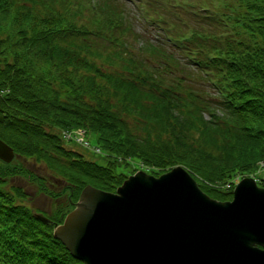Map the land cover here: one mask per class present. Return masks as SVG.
I'll return each mask as SVG.
<instances>
[{
	"label": "trees",
	"instance_id": "trees-1",
	"mask_svg": "<svg viewBox=\"0 0 264 264\" xmlns=\"http://www.w3.org/2000/svg\"><path fill=\"white\" fill-rule=\"evenodd\" d=\"M137 10L159 40L134 31L122 0H0V139L15 157L0 161V264H83L52 230L86 185L114 192L139 169L176 165L217 200L231 199L235 178L261 185L264 0ZM77 131L86 144L64 137ZM87 132L104 165L65 146H88ZM38 165L47 173L28 167ZM20 177L53 202L49 223Z\"/></svg>",
	"mask_w": 264,
	"mask_h": 264
},
{
	"label": "water",
	"instance_id": "water-1",
	"mask_svg": "<svg viewBox=\"0 0 264 264\" xmlns=\"http://www.w3.org/2000/svg\"><path fill=\"white\" fill-rule=\"evenodd\" d=\"M13 158L0 139V161ZM261 182L242 177L217 200L181 165L158 176L139 169L114 192L86 185L52 233L83 264H264Z\"/></svg>",
	"mask_w": 264,
	"mask_h": 264
},
{
	"label": "rangeland",
	"instance_id": "rangeland-1",
	"mask_svg": "<svg viewBox=\"0 0 264 264\" xmlns=\"http://www.w3.org/2000/svg\"><path fill=\"white\" fill-rule=\"evenodd\" d=\"M122 1L125 2V5L127 6V10L130 12V15L132 16V19L134 22L133 23L134 31L140 32L141 34H143L142 35L143 37L145 35V37L147 39H149V41L154 42V41L159 40L162 33H160L158 28L155 25L145 24V22H143V20L140 18L139 14H138V10H137L138 0H122ZM156 20H158L157 17H156ZM141 22H143V24ZM158 22H160V21H158ZM160 23L162 24V22H160ZM144 25H148V26H144ZM164 26L167 27V25L165 23H164ZM129 41L134 46L139 45V44H136V42L134 43V41L132 42L130 39H129ZM203 116L207 118V116H205V114ZM83 138L88 142V144H89L88 146H82L78 143H75L74 141H65L64 144L69 149L75 150V151L79 152L80 154H82L85 159L90 160V161H94L100 165H104L106 163L107 157H106V154L104 153L103 150H101L100 153L96 152L95 147H97V143L95 141L94 134L87 132L86 134H84ZM14 159H15V157L13 158V160ZM131 165L134 166L136 164L131 162ZM28 167L34 169L35 171L38 170L41 173H47L46 171L43 170L44 168L42 165L41 166L38 165L36 167H32V166H28ZM120 169H123V167L120 166L119 168H117V171ZM263 175H264V169L257 173V177H260V176L262 177ZM12 181H14L13 184L15 183V184L23 186L25 188L26 192L28 193V197H29V201L27 204L32 208V210L34 212L41 213L47 217L49 216L53 202L47 196L38 193V191L34 185L28 184L26 182V180L21 178V177L15 179V180H12ZM238 181L239 180H237V178H235V182L237 183ZM60 185L61 184L59 181V186ZM56 186H57V184H56ZM51 189H53V188H51Z\"/></svg>",
	"mask_w": 264,
	"mask_h": 264
},
{
	"label": "built area",
	"instance_id": "built-area-1",
	"mask_svg": "<svg viewBox=\"0 0 264 264\" xmlns=\"http://www.w3.org/2000/svg\"><path fill=\"white\" fill-rule=\"evenodd\" d=\"M82 133H83L82 131H77L75 133H72V132H63L64 137H66L67 139H72L71 137H73V138H75L79 142H83L82 136H81ZM83 143L86 144L85 142H83Z\"/></svg>",
	"mask_w": 264,
	"mask_h": 264
},
{
	"label": "bare ground",
	"instance_id": "bare-ground-1",
	"mask_svg": "<svg viewBox=\"0 0 264 264\" xmlns=\"http://www.w3.org/2000/svg\"><path fill=\"white\" fill-rule=\"evenodd\" d=\"M95 150H96V152H98V149L95 148Z\"/></svg>",
	"mask_w": 264,
	"mask_h": 264
}]
</instances>
